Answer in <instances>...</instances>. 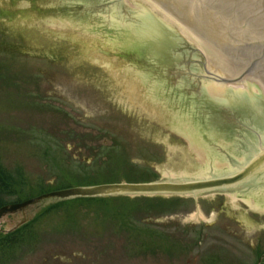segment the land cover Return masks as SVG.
Masks as SVG:
<instances>
[{"label": "rangeland", "instance_id": "374dc122", "mask_svg": "<svg viewBox=\"0 0 264 264\" xmlns=\"http://www.w3.org/2000/svg\"><path fill=\"white\" fill-rule=\"evenodd\" d=\"M126 2L141 4L198 48L146 3ZM100 48L95 36L42 23L34 0H0V196L6 191L8 204L55 184L159 182L161 167L179 170L192 153L94 63ZM73 200L4 216L0 237L44 213L27 239L0 245V264H264V229L252 248L222 227L241 225L227 218L234 209L225 195L197 199L207 216L218 212L212 225L145 221L192 213L190 197Z\"/></svg>", "mask_w": 264, "mask_h": 264}, {"label": "water", "instance_id": "95a60500", "mask_svg": "<svg viewBox=\"0 0 264 264\" xmlns=\"http://www.w3.org/2000/svg\"><path fill=\"white\" fill-rule=\"evenodd\" d=\"M42 23L90 34L101 41L92 54L138 104L185 138L192 149L183 166L161 167L151 183L73 187L4 206V216L31 205L85 197L152 195L190 197L192 213L147 218L182 225H212L198 198L226 196L234 211L222 226L252 248L264 229V0H154L191 28L214 59L141 4L126 0H34ZM206 178V179H205Z\"/></svg>", "mask_w": 264, "mask_h": 264}, {"label": "trees", "instance_id": "16d2710c", "mask_svg": "<svg viewBox=\"0 0 264 264\" xmlns=\"http://www.w3.org/2000/svg\"><path fill=\"white\" fill-rule=\"evenodd\" d=\"M0 186H1V182H0ZM5 185H3V186H1V188L2 187H4ZM8 185H6V188H4L5 190H7L8 189ZM69 186H63V185H57V184H55L54 186L53 185H51V186H46V188H47V191L48 192H51V191H55V190H59V189H64V188H68ZM9 192H12V191H15L16 189H14V185H12V187H9ZM5 195H7V192L6 191H4L3 192V195L2 196H0V208L2 207V206H4V205H6L7 203H9V201H6V199H5ZM116 198V197H115ZM22 199H25V198H22ZM95 199H102V198H78V199H75V200H77V201H88L87 203H89L91 200H95ZM75 200H73V201H75ZM148 201H149V203H150V205H152V200H150V199H147ZM21 201V200H20ZM71 200H68V201H64L63 203L61 202V203H58V204H55V205H52V206H50L49 208H47V211H52V210H57V209H61L62 207H64V206H67V202H70ZM95 201H97V200H95ZM158 200H156V201H154V204L157 202ZM157 205H159V204H157ZM162 206H164V205H162ZM45 211V210H44ZM41 214V215H40ZM44 214V213H43ZM42 213H39L36 217H35V219L33 220V221H30L29 223H27V224H25V225H23L22 227H20L19 229H17V230H15V231H13V232H10V233H8V234H4L3 236H1L0 237V245H2V243L4 242V244L5 245H8V246H10V245H13L14 243L16 244V243H18V242H15V241H17V240H22V239H27L28 238V236L27 235H29V234H31L32 233V230H33V222L35 223V222H37V221H39V219H41V217H42V215H43ZM5 236V237H4ZM27 242H29L28 240H27ZM27 245V244H26ZM28 246V245H27Z\"/></svg>", "mask_w": 264, "mask_h": 264}, {"label": "bare ground", "instance_id": "6f19581e", "mask_svg": "<svg viewBox=\"0 0 264 264\" xmlns=\"http://www.w3.org/2000/svg\"><path fill=\"white\" fill-rule=\"evenodd\" d=\"M142 2L146 3L153 11L160 14L166 22L172 24L177 29L180 30L189 40H192L199 49L209 54L215 61L219 60L218 55L187 25L173 16L171 13L166 11L163 7H161L157 2L154 0H141ZM63 203V202H62Z\"/></svg>", "mask_w": 264, "mask_h": 264}]
</instances>
